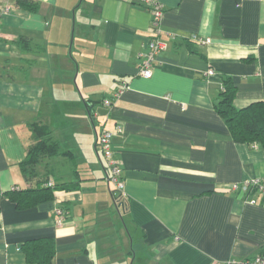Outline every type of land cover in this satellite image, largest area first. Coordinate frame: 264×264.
Segmentation results:
<instances>
[{"label":"crops","instance_id":"crops-1","mask_svg":"<svg viewBox=\"0 0 264 264\" xmlns=\"http://www.w3.org/2000/svg\"><path fill=\"white\" fill-rule=\"evenodd\" d=\"M8 1L0 18V264H27L22 244L40 237L53 239L51 264H225L264 254V196L229 189L251 177L264 184V149L234 142L214 107L225 76L236 107L264 103V0H158L165 48L148 78L137 75L153 35L142 0H34L33 9ZM121 80L126 88L104 105ZM34 121L60 145L39 175L75 186L18 209L3 192L35 185L19 165ZM102 130L113 132L126 212L106 180Z\"/></svg>","mask_w":264,"mask_h":264},{"label":"trees","instance_id":"trees-1","mask_svg":"<svg viewBox=\"0 0 264 264\" xmlns=\"http://www.w3.org/2000/svg\"><path fill=\"white\" fill-rule=\"evenodd\" d=\"M15 4L29 9L37 7L34 0H15ZM236 89L231 77L225 76L222 80L219 98L214 105L215 110L224 119L234 142L245 143L249 146L254 143L264 149V103L255 101L238 108L233 104ZM27 126L33 141L28 145L26 157L19 165L25 181L32 182L34 180L35 185L24 188L14 187L3 192L9 200L15 203L18 209L29 208L40 202L50 200L53 191L59 187L70 188L75 186L72 184L46 185L48 179L43 180V176L39 175L38 168L45 159L59 154L60 145L53 139L51 131L46 125L34 121ZM250 193L253 195L261 194L256 189H252ZM127 210V204L124 201L123 212ZM21 248L27 264H51L54 254L52 238L28 239Z\"/></svg>","mask_w":264,"mask_h":264},{"label":"built area","instance_id":"built-area-1","mask_svg":"<svg viewBox=\"0 0 264 264\" xmlns=\"http://www.w3.org/2000/svg\"><path fill=\"white\" fill-rule=\"evenodd\" d=\"M142 4L149 11L151 20L150 26L153 30V35L148 39L146 50L140 53V59L137 66V75L148 78L152 75V68L156 64V55L165 48V42L160 36V21L163 14V7L158 0H142ZM11 9L8 0H2L0 7V18L6 15ZM194 40L200 45H207L211 43L210 37H203L199 35L194 36ZM208 74H212L213 70L209 69ZM127 82L121 80L117 83V87L112 95L103 99V103L109 106L115 99H117L123 90L126 88ZM117 131H121V127H117ZM113 132L110 130H102L96 137V143L104 159L107 169L106 180L112 187V195L117 206L123 210V202L125 201L124 179L122 176V168L119 159L114 154L112 145ZM53 179L49 178L46 185H53ZM232 191H240L243 194H250L252 189H256L259 193L264 195V184L259 177L245 178L238 182H234L229 186ZM250 203H255L256 199L250 198ZM62 210L56 208L54 213L62 215ZM225 264H264V254L256 253L251 257L243 259L229 258Z\"/></svg>","mask_w":264,"mask_h":264},{"label":"rangeland","instance_id":"rangeland-1","mask_svg":"<svg viewBox=\"0 0 264 264\" xmlns=\"http://www.w3.org/2000/svg\"><path fill=\"white\" fill-rule=\"evenodd\" d=\"M44 162H45V160H44ZM42 163H43V162H42ZM42 163H41V164H42ZM41 164H40V165H41ZM111 187H113V186H111Z\"/></svg>","mask_w":264,"mask_h":264}]
</instances>
